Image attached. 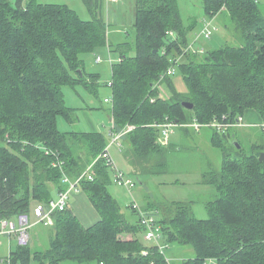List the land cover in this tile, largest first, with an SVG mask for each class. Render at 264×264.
<instances>
[{
    "label": "trees",
    "instance_id": "16d2710c",
    "mask_svg": "<svg viewBox=\"0 0 264 264\" xmlns=\"http://www.w3.org/2000/svg\"><path fill=\"white\" fill-rule=\"evenodd\" d=\"M84 1L94 14L90 20L66 4L0 0L1 217L29 214L36 203L49 202L55 190L67 189L64 174L81 176L108 146L100 131L66 133L57 123L60 115L74 122L63 87L89 85L81 56L100 47L120 50L122 58L112 65L110 134L135 126L124 136L123 150L137 168L143 166V173H164L166 165L167 148L154 123L191 122L189 115L202 123L225 115L233 121L248 111L264 122V15L256 0H204L203 22L213 19L215 24L224 13V26L235 30L239 41L212 50L191 45L179 0H136L135 39L116 46L108 37L102 2ZM130 48L132 56L126 51ZM174 61L175 74H182L188 92H174L169 100L161 95L160 84L170 82L172 75H161ZM183 101L194 107H184ZM227 132L215 130L212 135L223 160L219 170L203 175V182L216 192L206 203L207 217H197L193 201L170 202L154 211L165 243L195 251L194 257L172 264H264V138L245 153L242 146H228L221 139ZM44 148L58 153L63 168L54 166L58 158ZM77 148L86 149L92 162L85 164ZM231 150L237 156L232 157ZM92 169L94 178L82 179L80 188L101 219L84 226L69 200L65 210L54 212L48 247L31 250L18 244L12 264H169L158 246L144 240L140 221H130L112 195L116 170L109 160L99 158ZM124 232L132 237L124 238ZM0 264L6 263L0 259Z\"/></svg>",
    "mask_w": 264,
    "mask_h": 264
},
{
    "label": "rangeland",
    "instance_id": "374dc122",
    "mask_svg": "<svg viewBox=\"0 0 264 264\" xmlns=\"http://www.w3.org/2000/svg\"><path fill=\"white\" fill-rule=\"evenodd\" d=\"M42 3H62L66 4L72 9L76 10L80 17L84 20L92 19L94 15L92 10L86 4L84 0H38ZM101 13L105 17L106 21L109 16V8L113 6L111 2L102 0ZM260 4L263 9L264 15V0H260ZM112 16L110 15L111 23H108V36L111 34V42H133L136 36L135 28V16L130 14L131 7L128 4L122 8L121 6L113 7ZM179 9L183 20L186 23H190L192 20H198V26L195 30L201 31L203 19L207 17L205 12L204 0H179ZM115 20V21H114ZM216 24V25H215ZM215 29L213 35L210 38H205L200 44L204 45L205 49H215L226 44L238 45L239 41L235 38V30L227 29L224 24L216 20ZM115 34V35H114ZM131 45V44H129ZM128 56L135 54L134 48L127 49ZM120 50L110 51L109 47H100L96 52H90L82 54L83 67L86 73V79L89 81V85L79 83L75 85H65L63 87L65 101L68 107L73 109L72 117L74 122H69L64 116H58V128L62 132L70 131H100L104 133L107 139L110 141V130L113 126L112 117V104L105 100L106 97L113 95L112 87L109 82L112 80V65L117 63L120 58ZM101 56V61H97L96 57ZM96 75V76H94ZM91 76V77H90ZM92 76H94L92 78ZM96 77L99 78L94 83ZM161 95L169 100L173 96L174 92L181 95L186 94L187 85L181 73L177 72L171 76V80L164 81L160 84ZM189 115L190 121L193 119ZM245 124L241 127H233L228 131L226 135H221V139L228 145H235V141L240 142L245 153H249L255 141L262 140L264 133L258 126L259 123L250 124L243 116ZM249 123V124H247ZM261 123V122H260ZM247 125V126H246ZM215 128L211 126H205L197 133L193 127H175L170 132L169 142L163 144L167 148V155H165L166 165L163 167L164 173L150 174L143 173V166L137 168L139 165L130 156L127 150L123 152L124 160L121 161L117 158L119 169L125 172L127 178H131L137 184V186L128 190L126 187L112 184L110 191L112 195L119 201L124 211L128 210V203L135 201L138 197V193L143 189L142 181L150 184V192H152L157 198L158 207H167L170 203L166 199L173 201V198L188 201L194 199V212L197 217L206 218V203L213 200L216 197V192L213 190L211 195L199 194L197 191L191 193V190L196 189L193 186L194 181L198 180L202 174L211 170H219L221 168L223 153L221 149L214 146L211 141V137L215 132ZM257 133L258 138L253 134ZM165 137V136H164ZM70 138V137H69ZM72 138H70L71 141ZM258 142V143H259ZM173 144L175 146H173ZM172 147L174 149H172ZM124 149V147H123ZM124 151V150H122ZM77 152L80 156H83V162L89 164L92 162L91 156L84 148H77ZM111 152L116 155V148H111ZM234 153V150H231ZM237 156L236 153L232 157ZM150 160L149 162H152ZM155 162V161H154ZM136 166V167H135ZM155 166V165H154ZM155 168H153L154 170ZM161 170V171H162ZM152 171V170H151ZM167 183V184H165ZM211 187V186H210ZM212 188V187H211ZM58 191L55 190L54 198L58 197ZM75 194H79L78 198L74 197ZM137 195V197H136ZM188 196L189 198H186ZM178 197V198H176ZM139 198V197H138ZM140 200V199H139ZM71 205L74 206L73 210L77 213L78 217L88 227L96 223L101 219L100 214L94 208L87 194L82 190L80 192H73L70 195ZM138 205L141 203L138 201ZM143 208V206L141 205ZM144 209V208H143ZM129 211V210H128ZM158 212V210H157ZM17 221V220H16ZM36 218L31 216L30 228L31 241L26 245L32 250H42L48 247L50 238L53 235L52 227H48L43 223H35ZM128 233L124 232L123 237L128 239ZM121 236V237H122ZM0 258L9 254L10 248L16 249L18 241L15 237L10 238L7 235L0 237ZM149 244V243H148ZM165 254L175 263H180L182 259L192 258L195 255V251L192 247L187 245H179L177 243H169L165 249ZM32 264H48L32 262ZM61 264H81L75 261H64ZM95 264V263H90Z\"/></svg>",
    "mask_w": 264,
    "mask_h": 264
},
{
    "label": "built area",
    "instance_id": "2783aa9c",
    "mask_svg": "<svg viewBox=\"0 0 264 264\" xmlns=\"http://www.w3.org/2000/svg\"><path fill=\"white\" fill-rule=\"evenodd\" d=\"M111 2H117L119 0H108ZM217 29V26L214 25L213 19H209L204 22L203 29L200 32H197L196 38L194 39V42L201 39L203 36L206 38H210L213 35V31ZM169 35L173 34V31L168 32ZM193 45V44H191ZM189 49V48H188ZM187 49V50H188ZM97 61H101V56H97ZM119 60H122V58H119ZM178 61V60H177ZM176 62L174 61V64L167 70V72L163 75H161L162 78L173 75L177 71ZM113 82L112 80L109 82V85L112 86ZM107 102L112 103L113 97H109L105 99ZM245 124L243 116L237 117L235 120L231 121V118L229 116H223L222 118H215L211 122L208 123H202L198 120L194 119L191 122H175V121H168L165 123H154L153 126H157L161 128V134H160V142L162 144H167L169 142V136L170 132L175 127H193L197 131H201L203 127L205 126H211L214 127L219 132H227L230 130V128L233 127H241ZM247 126V125H246ZM258 126L262 129V132L264 133V122H261L258 124ZM135 126L132 124H128L123 130L119 132H112L111 133V139L109 141L108 146L105 148V150L102 152V154L94 160L88 168L84 171V173L77 177V178H71L67 174H64L63 182L67 184V189L64 191L59 192L57 198H52L49 202H39L36 203L31 213H21L17 215L16 217L11 218H4L0 216V237L2 235H7L10 238L15 237L18 241L19 245H27L31 241V234H30V228L33 225L31 223V216H34L36 218L35 223H43L46 226H52L54 225V212L56 211H63L67 208L68 202L70 200L71 193L80 192V182L85 177H88L89 179H93V166L96 163V161L101 158H107L111 165L116 170V178L115 181L118 185L126 187L128 190L134 189L137 184L134 180L131 178H127L124 171L119 169L116 160L114 159L113 155L111 154V148H116L118 151H122L124 147V136L129 133L130 131L134 130ZM165 136V137H164ZM46 154H52L58 158L53 164L55 167L63 168L64 162L60 159L58 156V153L48 149L44 148ZM131 209H133L137 215L138 220L144 227V240L149 243V245H156L159 247L161 252L165 253V249L168 247V244L165 243L162 235V225L158 222L157 215L152 211H147L141 207V205H138L137 200L132 201L130 203ZM17 220V221H16ZM1 244V241H0ZM9 254L7 256L1 257V261L6 264H12L11 254L12 249L10 248ZM144 254H147V251L145 250L143 252ZM167 261L169 264H172V260L167 257ZM213 259H210L209 262H213Z\"/></svg>",
    "mask_w": 264,
    "mask_h": 264
},
{
    "label": "crops",
    "instance_id": "0c3cea01",
    "mask_svg": "<svg viewBox=\"0 0 264 264\" xmlns=\"http://www.w3.org/2000/svg\"><path fill=\"white\" fill-rule=\"evenodd\" d=\"M107 1V3L108 2H111V1H108V0H106ZM257 1V3L261 6V4H260V0H256ZM100 2H102V0H100ZM62 4V3H61ZM111 4H113V6H111V8H109V18H110V15L112 16V12H113V10L112 9H114L113 7H116V6H121L122 8H124L127 4H128V6L129 7H131L130 9H131V12H130V14H132V16H133V14H134V16H135V14H136V0H119V1H117V2H111ZM103 5V4H102ZM262 7V6H261ZM221 13V14H220ZM219 13V15H217V20L218 21H220V23H222V24H225L226 23V16L225 15H223L224 13H222V12H220ZM102 17L104 18V20L106 21V19H105V17L103 16V14H102ZM108 17H107V20L108 21H106L107 23H111V19H108ZM203 20H205V18L203 19ZM115 21V20H114ZM184 23H185V25L186 26H189L190 27V32H189V39H190V41L192 42V46H193V48L195 49V48H199V47H204V45H202V44H200L199 42H202L203 40H201V39H199V40H197L198 42H194V39L196 38V34H197V32H200V31H198V30H195L196 28H197V26H198V20L196 19V20H192V21H190V23H186L185 21H184ZM203 24H204V22H203ZM203 24H202V28H203ZM202 28H201V30H202ZM115 35V34H114ZM109 37V36H108ZM109 40L111 41L112 39H111V34H110V37H109ZM119 43H121V42H118V43H116V44H119ZM205 48V47H204ZM96 59H97V57H96ZM94 76H96V75H94ZM93 76V77H94ZM96 79H98L99 80V78H97L96 77ZM106 98H108V97H106ZM105 98V99H106ZM245 118L248 120V122L250 121V122H252V123H250V124H256V123H260V122H262V120H261V118L259 117V115L258 114H256V113H253V111H248L247 113H245ZM247 124H249V123H247ZM70 132H72V131H70ZM87 132V131H86ZM197 133H201L200 131L199 132H197ZM263 133V132H262ZM256 136V139L259 137L258 136V134L257 133H254L253 134V136ZM211 141H212V137H211ZM256 142V141H255ZM212 144L214 145V143H213V141H212ZM173 146H175L174 144H173ZM215 146V145H214ZM175 148V147H174ZM173 147H172V149H174ZM123 152L124 151H118L117 149H116V155H115V153L113 154L114 155V157H115V159L117 160V158L119 159V160H121V161H123L125 158H124V156H123ZM117 162H118V160H117ZM120 164V163H119ZM222 165V164H221ZM165 172V171H164ZM207 172V171H206ZM205 172V173H206ZM203 175L204 174H202L201 175V177H199V179L198 180H196V181H194V183H193V186L196 188V189H194V190H191V193H194V192H198L199 194H204V195H211L210 193L211 192H213V188L214 187H210V185H208V184H205L204 182H203ZM142 183V186H143V189L138 193V197H137V195H136V197H137V199H138V201L141 203V205L143 206V208L144 209H146V210H148V211H152V212H154V211H156V210H158V206H157V203H158V201H157V198H156V196L152 193V192H150V184H147V183H145L144 181H142L141 182ZM165 184H167V183H165ZM213 189V190H212ZM215 191V190H214ZM78 196H79V194H75V196L74 197H77L78 198ZM186 198H189L188 196H185ZM176 198H178V197H176ZM140 199V200H139ZM137 201V202H138ZM166 201H169V202H174V201H181V200H178V199H175V198H173V201H170V200H168V199H166ZM188 201H193L194 202V199L192 200V199H190L189 198V200ZM74 207V206H73ZM129 210V211H128ZM128 210L127 211H124L125 212V214H126V217L130 220V221H132V222H134V221H137L138 220V215H137V213L133 210V209H131V207H130V203H128ZM76 213V212H75ZM77 214V213H76ZM142 235H143V233H142ZM127 236H129L130 238L132 237V235H130V234H128ZM144 237V236H143Z\"/></svg>",
    "mask_w": 264,
    "mask_h": 264
},
{
    "label": "water",
    "instance_id": "95a60500",
    "mask_svg": "<svg viewBox=\"0 0 264 264\" xmlns=\"http://www.w3.org/2000/svg\"><path fill=\"white\" fill-rule=\"evenodd\" d=\"M80 74H83L81 70H79ZM182 105L186 108L192 109L194 107L193 103L189 102V101H183ZM235 146H237L238 148H241V144L238 141H235ZM260 159L264 160V152H262L260 154Z\"/></svg>",
    "mask_w": 264,
    "mask_h": 264
}]
</instances>
